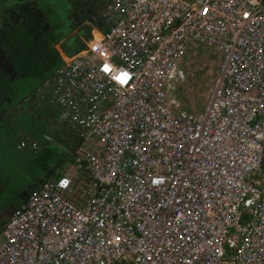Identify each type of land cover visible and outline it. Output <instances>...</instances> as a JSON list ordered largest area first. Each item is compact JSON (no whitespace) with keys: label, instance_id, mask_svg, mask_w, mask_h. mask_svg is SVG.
I'll return each instance as SVG.
<instances>
[{"label":"built area","instance_id":"1","mask_svg":"<svg viewBox=\"0 0 264 264\" xmlns=\"http://www.w3.org/2000/svg\"><path fill=\"white\" fill-rule=\"evenodd\" d=\"M86 1L83 46L67 57L61 38L62 64L13 106L42 114L18 152L59 128L74 162L1 224L0 264H264V0ZM193 42L221 59L202 110L176 114Z\"/></svg>","mask_w":264,"mask_h":264},{"label":"trees","instance_id":"2","mask_svg":"<svg viewBox=\"0 0 264 264\" xmlns=\"http://www.w3.org/2000/svg\"><path fill=\"white\" fill-rule=\"evenodd\" d=\"M8 1L4 0L0 3V112L15 106L29 96L62 64L63 59L54 46L56 42L75 27L79 28L82 35H87L90 29L85 17L79 18V22L67 21L71 15L66 17L61 13L60 0H52V3H49L51 0ZM74 42V51L83 46L80 36L75 37ZM44 112L50 114L49 110ZM29 114L34 118L42 116L41 113L29 109L23 112L17 111L13 116L10 115L8 122L2 123L3 129H0V132L5 134L9 132V137L13 132L15 138L23 131L25 135L37 136V132L33 130L34 125H29L31 121L26 117ZM53 135L54 142L58 143L72 134L56 128L53 130ZM76 142L78 141L75 140L74 143ZM6 143L8 145V142ZM46 148L47 146L37 155L18 160L20 167L25 169L31 167L32 181L29 182L27 193L39 184L41 178L49 177L56 168L64 169L68 161L65 158L68 156L61 155L59 150H55L59 148L55 147L45 152ZM14 152L15 155L18 154ZM18 158L23 159L22 156ZM22 194L26 195V193ZM23 198L22 195L18 197L14 206H19ZM14 208L10 206L7 212L0 214L1 223L7 220Z\"/></svg>","mask_w":264,"mask_h":264},{"label":"rangeland","instance_id":"3","mask_svg":"<svg viewBox=\"0 0 264 264\" xmlns=\"http://www.w3.org/2000/svg\"><path fill=\"white\" fill-rule=\"evenodd\" d=\"M84 1L87 3L88 8L86 10H80L79 8L81 7L82 3H84ZM1 2L3 3L4 0H0V3ZM7 2L9 1L7 0ZM52 2L53 1L51 0L49 3ZM60 2L62 5L61 9L64 12H67L66 10L68 8L71 11V13L69 11L71 16L67 20L70 22L72 21V18L73 20H78V18H81L83 16L85 17V15L88 16L91 14V12L93 14L98 10V6H93L86 0H60ZM84 7H86L85 3ZM91 8L93 9L92 11L90 10ZM73 10L76 14L74 15V17H72ZM71 32V34L74 33L73 31ZM81 38L85 39L86 37ZM74 40V37L69 36V39L67 38V40L61 43L66 44L64 45L66 48H63V50L65 49L67 57L70 56L69 52H74V47H71L69 45L67 47V44H75ZM57 45L58 43L56 42L54 46ZM220 59V52L211 45L201 42H193L190 45L186 54L180 57L179 67L180 69H182L184 77L175 78L174 81H171V85L167 90V100L172 111H174L176 114H196L202 110V107L204 106L209 95L210 87L214 81ZM31 102L32 98H30V103ZM30 103L27 105V107H24L22 111L29 109L32 112L39 113L40 110H38L36 105L34 106L31 103V107ZM16 111L17 108L11 106L9 109L6 108L5 110H2L0 112V129H3L2 123L8 122L7 119H10L11 116L16 114ZM26 117H29L28 121H31L29 125H34V127L36 128L41 127L40 120L42 116L35 119L29 114ZM6 134L4 132H0V214L3 212H7L10 206H12L11 208L14 207V205L18 201V197L22 195L24 189L28 186L29 182L32 181V175L30 174L31 167H27L25 169L24 167H20L18 163V160H24L26 157L32 156V154L29 150L24 153L18 152L16 150V142L18 141L17 138H15V136L13 135V132L10 134V137L9 132H6ZM22 134H25L24 131L22 132ZM39 139H41L40 136ZM3 141L8 142V145ZM51 143H49L50 145L47 144L45 152L57 147L59 149L55 150H59V154L68 156L65 157L66 159H68L67 163H65L64 165L65 168H56L50 175L51 177H59L66 171L68 166H70V164L74 162V158H72V152L75 147V143L72 139L69 138H64L63 141H59L58 143ZM14 151H16L18 154L15 155ZM18 156H22L23 159H19ZM1 224L2 223L0 218V226Z\"/></svg>","mask_w":264,"mask_h":264},{"label":"flooded vegetation","instance_id":"4","mask_svg":"<svg viewBox=\"0 0 264 264\" xmlns=\"http://www.w3.org/2000/svg\"><path fill=\"white\" fill-rule=\"evenodd\" d=\"M84 3L86 4V7H84ZM84 3H82L81 7L79 8L80 10H83V9L86 10V9L88 8V7H87V3H86L85 1H84ZM90 10L92 11L93 9L91 8ZM66 11H67L68 13H67V12H64V11L61 9V13H64V15L67 17L68 15H70L71 11L69 10V8H68ZM69 11H70V13H69ZM85 12H87V11H85ZM85 12H84V14H85ZM74 15H76V14L74 13V10H73V11H72V16L74 17ZM90 15H92V12H91ZM90 15H88V16L85 15V19H86V22H87V23H89L88 21H89V16H90ZM82 16H83V14H82ZM68 17H69V16H68ZM83 17H84V16H83ZM67 19H68V18H67ZM72 21H73V19H72ZM72 21H71V22H72ZM77 21H78V22L80 21L79 18H78ZM89 25H90V29H89V32L87 33V35H82V33L79 32V28H78V27H75V28L71 29L68 33H70L71 31H75L76 34L73 36L74 38H75L76 36H81V35H82L81 37H87V36L90 34V30H91V24L89 23ZM39 183H40V182H39ZM28 186H29V184H28ZM28 186L24 189V191H23L22 193H26V194H27L26 191H27V189H28ZM23 197L25 198V195L22 194V198H23ZM24 198H23V199H24ZM11 207H12V206H11ZM14 207H15V206H14ZM14 207H13V208H14Z\"/></svg>","mask_w":264,"mask_h":264},{"label":"clouds","instance_id":"5","mask_svg":"<svg viewBox=\"0 0 264 264\" xmlns=\"http://www.w3.org/2000/svg\"><path fill=\"white\" fill-rule=\"evenodd\" d=\"M106 65H108V64H105V65L103 66V69H102V70H105V66H106ZM108 66H109V65H108ZM112 69H113V72L115 73V72H116V69H115L114 66H112ZM123 73H127V76H126V77H123V76H121V75H118L117 77H120L119 79H117V82H118V83H119V82H122V80H124V79H129L130 76H131V73L127 72L126 69L123 70ZM68 183H69L68 179L65 178L64 180L61 181V186H67Z\"/></svg>","mask_w":264,"mask_h":264},{"label":"snow or ice","instance_id":"6","mask_svg":"<svg viewBox=\"0 0 264 264\" xmlns=\"http://www.w3.org/2000/svg\"><path fill=\"white\" fill-rule=\"evenodd\" d=\"M109 70V66L108 65H106L105 66V71H108ZM121 76H123V77H126L127 76V73H121ZM120 77H117V79H119ZM126 80L127 79H124V80H122V82H126Z\"/></svg>","mask_w":264,"mask_h":264},{"label":"crops","instance_id":"7","mask_svg":"<svg viewBox=\"0 0 264 264\" xmlns=\"http://www.w3.org/2000/svg\"><path fill=\"white\" fill-rule=\"evenodd\" d=\"M82 40H83V39H82ZM68 45L71 46V47L73 46V45H71V44H68ZM55 48H56V47H55ZM59 54H60V53H59ZM60 56H62V55L60 54Z\"/></svg>","mask_w":264,"mask_h":264},{"label":"water","instance_id":"8","mask_svg":"<svg viewBox=\"0 0 264 264\" xmlns=\"http://www.w3.org/2000/svg\"><path fill=\"white\" fill-rule=\"evenodd\" d=\"M43 180V178H41L40 180H39V182H41Z\"/></svg>","mask_w":264,"mask_h":264}]
</instances>
